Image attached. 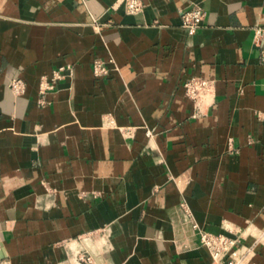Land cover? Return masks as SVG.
<instances>
[{"label":"crops","instance_id":"crops-1","mask_svg":"<svg viewBox=\"0 0 264 264\" xmlns=\"http://www.w3.org/2000/svg\"><path fill=\"white\" fill-rule=\"evenodd\" d=\"M140 1L0 0V264H209L181 199L264 264V0ZM64 66L39 104V77ZM193 76L213 86L198 117Z\"/></svg>","mask_w":264,"mask_h":264},{"label":"built area","instance_id":"built-area-1","mask_svg":"<svg viewBox=\"0 0 264 264\" xmlns=\"http://www.w3.org/2000/svg\"><path fill=\"white\" fill-rule=\"evenodd\" d=\"M127 14H136L141 10L140 0H121ZM204 16V9L201 6H191L180 12L181 27L187 35H192L195 29L201 24ZM263 31L255 28L253 31L252 42L260 48L261 59L264 61V44H260ZM92 73L94 76H100L106 73V67L101 60H95L92 63ZM70 76L69 67H57L51 70L47 75H41L38 80L39 104H43V95L54 89L55 82ZM8 88L13 95L23 93L24 84L19 78H13L8 83ZM183 95L194 103V112L192 117L204 115L213 102V86L208 79L193 76L185 80L182 84ZM108 124L113 126L112 120ZM125 136H130L132 128H123ZM145 134L150 136L149 130ZM179 210L184 220L189 224L190 229L195 233L197 242L208 251L210 257L209 264H244L248 249L239 244L238 238H232L223 234H212L200 229L193 220L192 215L183 199L179 201ZM84 262L85 264H95L89 257L78 256L74 264Z\"/></svg>","mask_w":264,"mask_h":264}]
</instances>
